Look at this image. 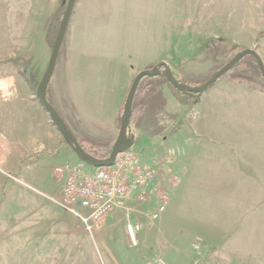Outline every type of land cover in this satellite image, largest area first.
<instances>
[{"label":"rangeland","instance_id":"374dc122","mask_svg":"<svg viewBox=\"0 0 264 264\" xmlns=\"http://www.w3.org/2000/svg\"><path fill=\"white\" fill-rule=\"evenodd\" d=\"M68 1L0 0V15L7 13L8 21V29L0 26V39L9 34L15 57L22 50L32 54L29 65L20 64V68L29 67L32 78L43 77ZM212 4L213 0H76L61 50L67 49L71 36L78 57L74 64L81 62L90 69L70 86L72 102L68 105L80 122L105 126L107 131L116 110L112 101L116 93L110 91V85L126 67L132 74L139 70L137 75L150 70L152 63L165 64L181 85L198 88L216 66L240 49L255 51L264 66V0H247L246 10L240 3L235 14L228 12L223 1L220 6ZM218 44L222 48L212 52ZM4 51L0 49V56ZM56 63L54 75L60 60ZM11 64L0 60V68ZM255 64L252 56L245 58L193 103L194 99L168 85L164 76L142 80V86L150 84L163 92L165 100L164 108L145 109L136 116L130 132L135 137L131 149L157 171L149 189L154 196L149 194L140 203L130 195L117 209L123 210L122 216L105 227L73 236L76 228L82 230L76 219L35 194L52 196L46 188L31 185L29 189L14 182L12 192L8 188L0 193L1 200L5 196L19 199L12 203L13 213L18 207L33 213L28 221L30 246L48 251L54 245L81 244V254L93 264H111L106 251L120 264H264V182L262 187L222 191L213 178L208 180L209 173L197 174V167L218 166L215 170H220L230 165L229 157H209V152L224 154L247 148L254 155V164H264V81ZM228 83L248 84L255 92L246 85L248 90L223 92L222 85ZM61 118L67 123L64 115ZM91 147L97 158L104 159L112 143ZM62 150L56 147L47 153L45 167L69 160ZM199 153L205 156L198 157ZM183 165L194 167L189 178ZM199 178L210 187L199 188ZM160 195H166L168 203L159 219L151 221L149 215ZM225 196L237 197V201L228 203ZM15 222L17 230L27 226L21 220ZM127 223L142 224L135 245L129 242Z\"/></svg>","mask_w":264,"mask_h":264},{"label":"crops","instance_id":"0c3cea01","mask_svg":"<svg viewBox=\"0 0 264 264\" xmlns=\"http://www.w3.org/2000/svg\"><path fill=\"white\" fill-rule=\"evenodd\" d=\"M222 1L224 2L223 5L228 8V12L233 14L237 13L240 3H243L241 7L244 8L247 2V0H241L240 3L239 0H213L212 5L220 6ZM216 8L218 9V7ZM244 10H246V8H244ZM6 15L7 13L0 15V22H2L0 26L5 28L8 27ZM8 36L6 35L0 39V49L2 48L5 50L0 56V60L4 59L5 61H10V63H12L11 65H13L11 67L6 66L0 68V193H4L5 189L8 188V191L12 192L11 187L14 182L6 179V175L8 174L19 181L16 182V184L23 185L29 189H32L31 185L46 188L49 193H52V196L44 195L35 190L33 191H35L38 197H42L47 202L51 203V199L58 198L61 192L60 184L57 183L53 175L54 168L66 162L76 163L81 160L74 153L70 144L63 141L64 139L50 122L47 113L36 99V89L42 79L39 80L36 75L32 78L29 67L20 68V64H22L21 66H27L31 63L32 54H27L22 50L21 54L15 57L13 40ZM69 37L67 49L64 51L60 49L61 53L59 52L57 58V60H60V67L55 75L53 72L54 76L52 75L49 83L46 99L54 109L58 111L61 117L64 115L69 124L68 125L64 120L68 129H72L78 135L76 139L82 144L90 148H92V145L95 147L109 146L110 143L113 145L118 135L123 105L128 90L139 70L132 74V71L128 70L126 67L117 78L118 81L110 85V91L114 90L113 92L116 93V95L112 96V101L114 102L116 110L114 112V118L111 121V126L107 131H105V126L100 125L99 127V125L92 126L88 123H82L80 119H78L77 113L75 114V109L72 105H68L72 102L69 92L73 79H83L90 69L83 68L81 62H78L77 65L74 64L78 61V57L75 55L76 52L73 47L71 36ZM21 47L23 49L24 46L21 45ZM151 65L154 66L158 64L152 63ZM243 85L246 84L228 83L227 85H222L223 92L229 89H243L245 87H243ZM246 86H248V84ZM249 87L250 86H248V88ZM246 90L248 89L246 88ZM252 90L255 92L254 89ZM156 92L161 93L164 99L163 92L157 89ZM258 92H260V90H258ZM69 126L71 128H69ZM130 132L131 126H129V130L127 129V138L132 142L135 140V137L131 136ZM237 144L239 145V143ZM56 147H60L61 150L65 148L62 150L61 154L68 157L69 160H66L63 164H57L51 168H47L45 167V157L47 153H50ZM73 154H75L76 157H74ZM206 155L214 158L226 156L230 159H228L230 165L224 166L220 170H215L218 166H213L210 169L197 167L198 175H202L204 172L209 173V175L206 176H209L211 179L208 180H212L213 178L214 181L218 182L215 187L220 186L222 191L223 189H230V187L241 186L250 189L251 187L263 186L262 182H264V180L262 181V176L264 164H254L252 158L254 155L251 150L247 148L230 149L224 154L209 152ZM200 156L202 158L205 154L199 153L198 157ZM201 160L202 159H199L198 162H202ZM193 168L194 167H189L188 165L184 167L183 165L182 171L186 172L189 178V173L193 171ZM201 181L202 178H199V188L210 187V183L206 181L204 185L200 183ZM148 192L151 196H154V191L148 190ZM236 198L237 197L232 200L231 196L229 198L225 196L224 200L231 203L236 202ZM18 200V198L11 199L8 198V196H5V198L1 200L0 195V226L2 228H0V230L2 232L5 231L4 234H0V264H93L86 259V256L81 254L83 252V246L81 244L71 243L58 246L54 245V247L48 251L43 249L40 250V247L37 245L30 246L28 233L30 232V228L28 227V221L30 220V216H33V213H24V207H21V209L19 207L16 208V210L18 209L17 212L13 213L14 207L12 203L13 201L18 203ZM122 211V209L115 210L107 215L97 227H105V223L118 218V216H122ZM14 220H21L22 223L20 224L27 225L26 228L22 227L17 230L15 225H18V223H12ZM79 233L86 232L83 229L76 228L73 236ZM30 238L33 237L31 236ZM106 255L109 257L111 264H120L109 251H106Z\"/></svg>","mask_w":264,"mask_h":264},{"label":"built area","instance_id":"2783aa9c","mask_svg":"<svg viewBox=\"0 0 264 264\" xmlns=\"http://www.w3.org/2000/svg\"><path fill=\"white\" fill-rule=\"evenodd\" d=\"M53 175L61 192L51 199L61 210L72 216L80 227L91 233L103 219L123 207L133 195L137 202L148 200L149 188L157 179V171L148 165L131 147L118 154L111 166L92 167L82 160L66 162L55 167ZM6 179L19 182L11 175ZM168 203L166 195H160L158 205L149 215L151 221L158 220ZM141 223H127L129 242L136 244Z\"/></svg>","mask_w":264,"mask_h":264},{"label":"water","instance_id":"95a60500","mask_svg":"<svg viewBox=\"0 0 264 264\" xmlns=\"http://www.w3.org/2000/svg\"><path fill=\"white\" fill-rule=\"evenodd\" d=\"M75 1L76 0H69L66 5V9L63 14L62 21L60 23L58 32L56 34V38L51 47V53H50V58L48 61L47 68L45 70V73L42 77L41 82L39 83L36 89L35 96L40 106L47 113L50 122L57 129L61 137L67 142H69L71 148L74 150V153L77 156H79L81 159H83L87 164L91 165L92 167L111 166L118 154L124 152L125 150L131 147V141L130 139L127 138V129H128L131 115H132L133 98L138 88V85L143 78H153V77H158V76H164L167 82L174 89L186 91L188 94L201 95L210 86L215 84L221 77H223L227 72H229L231 68L237 62H239L245 56L250 55L256 59L258 66H259L260 73L264 79V66L259 60L255 51H252L249 49H246L244 51L237 53L236 56L231 61H229L226 65H224L206 83H204L202 86L198 88H191L187 85H181L180 83H178L176 79L174 78V76L171 75L167 69L164 68L163 70H160V67H165L164 64H160L159 66H154L150 70L141 71L134 77L130 85V88L128 90V93H127V96H126V99L123 105L122 117H121L118 135L115 139V142L112 145L108 158L103 159V158L93 157L83 151L82 147L80 146V143L77 141L74 135L68 130L67 126L63 122L60 115L55 111L53 106L46 99V90L50 82L51 75L55 67L64 37L66 34V30H67L68 23H69V20H70L72 11H73Z\"/></svg>","mask_w":264,"mask_h":264},{"label":"trees","instance_id":"16d2710c","mask_svg":"<svg viewBox=\"0 0 264 264\" xmlns=\"http://www.w3.org/2000/svg\"><path fill=\"white\" fill-rule=\"evenodd\" d=\"M63 17V16H62ZM261 35H258V37H260ZM221 43V42H220ZM219 43V44H220ZM218 44V45H219ZM220 48L221 46L219 45V46H213V49H211V51L212 52H214L213 50H218V48ZM222 48V47H221ZM223 50H225L224 48H223ZM241 50H243V49H240V50H238V52H240ZM237 52V53H238ZM235 56V55H234ZM234 56H232V57H230L229 59H227L225 62H222L220 65H218V66H216V68H215V71H214V73L210 76V78L218 71V70H220L224 65H226L229 61H231L233 58H234ZM247 57H251L250 55L249 56H245L244 58H242L239 62H237L232 68H231V70L229 71V72H227L225 75H227V74H229V73H231L232 71H234L236 68H238L239 66H240V64H241V62L245 59V58H247ZM252 59L255 61V66H256V69H257V71H258V74H259V76L262 78V80L264 81V79H263V77H262V75L260 74V72H259V68H258V64H257V61H256V59L252 56ZM160 64H158V65H154V66H159ZM154 66H152L151 68H153ZM150 68V69H151ZM160 69H164V67H160ZM210 78H208V80L210 79ZM144 79V78H143ZM142 79V80H143ZM166 79V78H165ZM142 80L140 81V83H139V85H138V88H137V90H136V93H135V95H134V98H133V103H132V115H131V118H130V121H129V125L128 126H131V125H133V123H134V118L136 117V116H139V115H143L144 114V112H145V109H147V110H153V109H155L156 107H158V108H160V109H162V108H164L165 107V100L162 98V95H161V93H158V92H156V87L155 86H152V85H150V84H146V86L144 87V86H142L141 85V82H142ZM177 81V80H176ZM166 82H167V80H166ZM178 82V81H177ZM168 83V82H167ZM179 83V82H178ZM168 85H170L169 83H168ZM171 86V85H170ZM172 87V86H171ZM144 91V92H143ZM178 92H180L181 94H183L184 96H188V97H190L191 99H194V101H192V103L193 102H198V100H199V98H200V95H194V94H188L186 91H181V90H177ZM145 94V95H143V93ZM187 104V103H186ZM146 110V111H147ZM63 141H65L66 143H69V142H67L66 140H63ZM78 141V140H77ZM79 143H80V146L82 147V149H83V151L84 152H86L87 154H89V155H91V156H93V157H98V156H96V154L94 153V151L92 150V148H90V147H88V146H86V145H84V144H82L80 141H78ZM110 152V151H109ZM79 157V156H78ZM79 159L80 160H82L83 162H85L83 159H81L80 157H79ZM86 163V162H85Z\"/></svg>","mask_w":264,"mask_h":264},{"label":"flooded vegetation","instance_id":"af4514ba","mask_svg":"<svg viewBox=\"0 0 264 264\" xmlns=\"http://www.w3.org/2000/svg\"><path fill=\"white\" fill-rule=\"evenodd\" d=\"M160 70H163V69H160Z\"/></svg>","mask_w":264,"mask_h":264}]
</instances>
